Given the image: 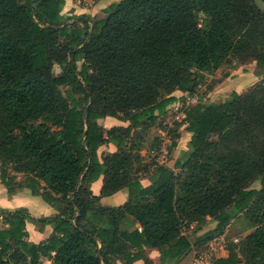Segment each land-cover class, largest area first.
Wrapping results in <instances>:
<instances>
[{"label": "trees", "instance_id": "obj_1", "mask_svg": "<svg viewBox=\"0 0 264 264\" xmlns=\"http://www.w3.org/2000/svg\"><path fill=\"white\" fill-rule=\"evenodd\" d=\"M256 1L264 4L120 0L100 15L68 16L65 0H0V183L55 211L36 219L25 207L2 209L0 264H153L147 249L161 264H192L238 215L247 233L211 264H264V79L224 102L198 97L167 131L168 155L178 129L191 134L173 169L140 154L143 134L207 75L235 61L264 68ZM107 117L127 125L104 128ZM109 143L115 151L100 154ZM123 189V204L99 203ZM208 219L213 230L183 233ZM35 222L53 227L38 243L26 228Z\"/></svg>", "mask_w": 264, "mask_h": 264}, {"label": "rangeland", "instance_id": "obj_2", "mask_svg": "<svg viewBox=\"0 0 264 264\" xmlns=\"http://www.w3.org/2000/svg\"><path fill=\"white\" fill-rule=\"evenodd\" d=\"M117 0H75L76 4L87 8L90 10H95L96 15L101 14V10L104 6L109 5L110 3L116 2ZM256 4L258 7H260L261 10L264 11V4L261 1H256ZM94 12V11H93ZM95 15V16H96ZM82 16V15H78ZM84 16V15H83ZM91 16V15H90ZM81 63H77L78 69L80 68ZM54 73L58 74L60 72V69L57 65H54L53 68ZM260 72V75H258V72ZM228 73L227 77H224V74ZM246 73V74H244ZM249 73V74H247ZM244 77L243 80L237 82L238 76ZM264 79V68H257L254 62H249L247 64H239L238 62L234 63V65H226L223 66L222 69L218 70L212 75H207L206 83H203L200 88H198V91L193 96H187V97H199L202 98V101L205 103H220L231 99V92L232 89H236L239 93H244L247 91L250 87L258 83L260 80ZM214 80L217 82V84L214 86V88L211 91L206 90L207 84H210V82ZM225 81H227L226 85H220L223 84ZM239 83V84H238ZM63 91L66 90V88H62ZM183 96L180 95V97ZM179 97V98H180ZM186 96L183 97V99H180V102H185L188 104H191V98H187ZM197 102V99H196ZM177 105V104H176ZM175 104L170 105L166 112L158 117V124L152 126L150 129H148L144 134L143 138L140 142L141 145V151L140 154L143 157L144 163H156V164H167V165H173V161L176 156L180 157L183 153L184 148L186 147L185 140H186V132L184 129H178V132L181 136V138L177 141V147L174 149V151L168 155L167 154V146L170 144V136L172 137L171 133L169 134L167 131H171L173 128H175V123L179 122V119L181 118V108L176 109ZM101 124L104 128H108L112 125V123L108 122L107 120H102ZM159 142L160 147L155 149L156 143ZM105 152V151H104ZM151 170L154 169V166L151 165ZM177 171V170H176ZM143 177V175H141ZM22 178V176H18V179ZM3 185L0 183V203L5 206L0 207V211L2 209L7 211H13L14 209L18 207H22V204H25L24 207L28 210L29 214L32 216H36L37 218H42L43 215H47V208L50 210H53L51 206H49L47 203H45L40 197L32 196L29 194L28 191L21 189L16 194L9 196L6 192V189H3ZM98 185L95 184V187H93V190L95 188L97 189ZM251 187L259 188V183L255 182ZM118 198L114 196H109L105 198V204L107 206H115L119 205L120 202H117ZM42 204V207H39L38 203ZM16 206V207H15ZM10 208H13L10 210ZM44 208V209H43ZM46 208V210H45ZM240 216V217H239ZM243 218L241 215H238L234 221H232V227L229 231L226 232V238L227 242L225 244L226 246L233 242V239L239 240L245 233L242 230H240L241 226H243ZM40 230L39 227L35 226L34 228L30 229L31 235H35V231ZM34 231V232H33ZM242 231V232H241ZM40 232V231H39ZM237 243V242H234ZM206 249L203 252H208L210 256V260L212 258L218 257L221 252L220 245H216L212 251H209V247L207 249V244L205 245ZM196 254V253H195ZM195 256V255H194ZM194 258V257H193ZM45 264H49V262H45Z\"/></svg>", "mask_w": 264, "mask_h": 264}, {"label": "crops", "instance_id": "obj_3", "mask_svg": "<svg viewBox=\"0 0 264 264\" xmlns=\"http://www.w3.org/2000/svg\"><path fill=\"white\" fill-rule=\"evenodd\" d=\"M118 1H120V0H117L116 2H118ZM107 6H104L103 8H105ZM62 13L64 15H68V16H72V15H75V16H78V15H91V16H95L96 15L95 10H90L89 11L87 8H84V7H81V6L77 5L76 2H75V0H65V5H64V8H63ZM244 74H246V73H244ZM247 74H249V73H247ZM243 78L244 77H241V75L238 76L237 82L240 83V81L243 80ZM226 84H227V81H225L223 84H220V85L223 86V85H226ZM234 92L239 93L238 91H236V89L233 88L231 94L234 93ZM182 94L183 93L178 92V91L174 93V95L177 98H179L180 95H182ZM104 120H107L108 122L112 123V125L110 127H112V126H126L127 125V123L118 121V120H116L114 118H111V117H107ZM181 129H183V127ZM185 132H186V140H185L186 141L185 142L186 147L184 148L183 152L187 150V142L189 141L190 136H191V134L189 132H187V131H185ZM180 138H181V136H180ZM115 149H116L115 146L113 144L109 143V144H106V145L101 146L99 148V152H100V154L103 153L104 151L105 152H113V151H115ZM177 158H179V157L178 156L175 157L172 166L171 165H167V164H165V165L173 169L174 162L177 160ZM142 183H143V185H148V180L144 179V180H142ZM95 184L98 185V187H97V189L95 188V190H93V191H94V194L95 195H98L99 194V191H100V188H101V185H102V177H100L96 182H94L92 184V186L95 187ZM3 189H4V187H3ZM24 190H26V189H24ZM26 191H28V190H26ZM29 194H30V192H29ZM110 196H114V197L118 198V201L117 202H120V204H123L127 200L128 192H127V189H123V190H120L119 192H117V193H115L113 195H110ZM31 197H32V195H31ZM106 197H109V196H106ZM106 197H101L100 200H99V203L101 205H103V206H107L105 204V198ZM37 203H38L39 207H42V204L41 203H39V202H37ZM22 205H23L22 207H24L25 204H22ZM1 206H5V205H2L0 203V207ZM115 206H117V205H115ZM5 207H7V206H5ZM12 209L13 208H10V210H12ZM45 210H46V208H45ZM46 212H47V215H43L42 217L51 216V215L55 214L54 209L53 210H50L49 208H47ZM32 217H34L36 219H39L36 216H32ZM216 225H217V222L208 219L206 221V223L204 225H201V226H198L195 223L190 224L187 228L184 229V232L183 233L186 236L191 237V238L192 237H197V236H200V235L204 234L207 231L213 230L216 227ZM35 226H37V227L40 228L41 227V224L39 222L27 223L26 224V228H27V230L29 232V240L32 241V242H35V243L42 242L45 239H47L50 236V234L52 233V230H53V227L51 225H44L42 230H38V231L36 230L35 231V235L32 236L31 235V232H30V229H31V227L34 228ZM227 230H228V228L225 230V232H224L225 234H226ZM206 244L208 245L209 242L206 243ZM220 247H221L220 255L218 257H215V258L227 257L228 251L225 248V245L220 246ZM207 249H208V247H207ZM214 251H215V249H214ZM198 253H203V252H198ZM146 254H147L148 258L152 261L153 264H161L160 261H159L160 254H159V251L158 250H156V249H147L146 250ZM132 264H144V262H143V260L140 259V260L135 261Z\"/></svg>", "mask_w": 264, "mask_h": 264}, {"label": "built area", "instance_id": "obj_4", "mask_svg": "<svg viewBox=\"0 0 264 264\" xmlns=\"http://www.w3.org/2000/svg\"><path fill=\"white\" fill-rule=\"evenodd\" d=\"M187 98H191V104H188V102L187 103H185V102L184 103L183 102L179 103L180 100H178L177 102L174 103L175 105L177 104L175 106L176 109L181 108V111H180L181 112L180 113L181 114V118L179 119V121L184 118V111L188 107L196 104L197 103L196 99L198 101V97L197 96H195V97H187ZM139 230H140V228H139ZM226 242H227L226 234L223 233L222 235L214 237L209 242L207 247H209V251H212L216 245L223 246V245L226 244ZM233 242H238V240L237 239H233ZM192 264H211L209 253L208 252L196 253L194 258H193Z\"/></svg>", "mask_w": 264, "mask_h": 264}, {"label": "bare ground", "instance_id": "obj_5", "mask_svg": "<svg viewBox=\"0 0 264 264\" xmlns=\"http://www.w3.org/2000/svg\"><path fill=\"white\" fill-rule=\"evenodd\" d=\"M30 228V227H29ZM32 228V227H31ZM34 232V231H33Z\"/></svg>", "mask_w": 264, "mask_h": 264}]
</instances>
